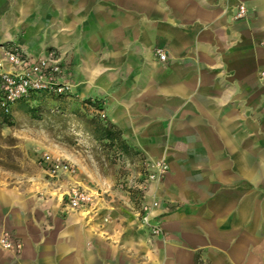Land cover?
<instances>
[{"label":"crops","instance_id":"0c3cea01","mask_svg":"<svg viewBox=\"0 0 264 264\" xmlns=\"http://www.w3.org/2000/svg\"><path fill=\"white\" fill-rule=\"evenodd\" d=\"M14 46L63 53L71 98L169 171L146 195L160 235L131 207L67 208L68 182L0 184V235L23 243L0 264H264V0H0V56Z\"/></svg>","mask_w":264,"mask_h":264},{"label":"rangeland","instance_id":"374dc122","mask_svg":"<svg viewBox=\"0 0 264 264\" xmlns=\"http://www.w3.org/2000/svg\"><path fill=\"white\" fill-rule=\"evenodd\" d=\"M111 124L104 102L94 98L41 95L16 103L11 114L0 109V184L45 198L54 195L50 193L52 186L67 182L70 186L73 182L67 177L57 181L49 178L39 159L44 153L61 156L76 165L74 179L96 195L95 209H78L87 218L112 221L108 210L114 208L105 203H115L131 207L132 214L152 235L162 234L160 222L151 215L158 199L147 200L146 195L149 183L163 178L169 167L164 176L148 178L156 171L152 164L162 159L147 156L131 145L126 148L105 132L108 128L115 136L117 126ZM144 205L149 206L148 211ZM156 227L161 230L155 232Z\"/></svg>","mask_w":264,"mask_h":264},{"label":"built area","instance_id":"2783aa9c","mask_svg":"<svg viewBox=\"0 0 264 264\" xmlns=\"http://www.w3.org/2000/svg\"><path fill=\"white\" fill-rule=\"evenodd\" d=\"M245 13L246 6L241 3L237 17H242ZM156 55L160 61L167 59V54L161 48L156 49ZM64 61V54L54 49H46L37 55H31L18 46L6 49L0 56V109L3 113L11 114L16 103L29 101L41 95L71 98L73 86L65 79ZM39 163L52 180L67 177L73 182L65 192L67 208L87 211L95 209L96 195L94 191L74 179L77 175L74 163L49 153L40 156ZM152 167H155L156 171L149 175L150 179L164 176L169 166L164 160H159L152 164ZM143 209L148 211L149 206L144 205ZM144 220L145 223L148 222V215ZM160 230V227H156L155 232ZM0 246L5 250L20 252L23 243L20 239L4 233L0 235Z\"/></svg>","mask_w":264,"mask_h":264},{"label":"trees","instance_id":"16d2710c","mask_svg":"<svg viewBox=\"0 0 264 264\" xmlns=\"http://www.w3.org/2000/svg\"><path fill=\"white\" fill-rule=\"evenodd\" d=\"M110 126H115L114 124H111ZM105 132L110 135L112 138H117L120 140L121 144H123L126 148H128V144L125 142V139L122 137L121 130L117 127L115 131V136H113L112 133H110V130L108 128H105Z\"/></svg>","mask_w":264,"mask_h":264}]
</instances>
